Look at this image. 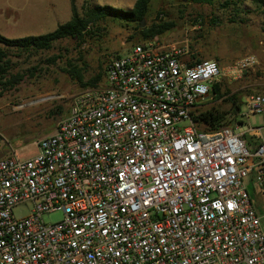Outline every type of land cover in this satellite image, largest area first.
<instances>
[{
    "label": "built area",
    "instance_id": "2783aa9c",
    "mask_svg": "<svg viewBox=\"0 0 264 264\" xmlns=\"http://www.w3.org/2000/svg\"><path fill=\"white\" fill-rule=\"evenodd\" d=\"M198 58L135 45L73 95L35 156L0 159V264H264V123L237 132L264 118V95L233 128L203 131L192 115L258 58L227 70ZM53 212L63 220L45 223Z\"/></svg>",
    "mask_w": 264,
    "mask_h": 264
},
{
    "label": "rangeland",
    "instance_id": "374dc122",
    "mask_svg": "<svg viewBox=\"0 0 264 264\" xmlns=\"http://www.w3.org/2000/svg\"><path fill=\"white\" fill-rule=\"evenodd\" d=\"M136 0H0V33L7 38L42 35L54 31L72 17V5L78 10L87 3L110 5L125 10ZM252 13L243 15L245 23H231L230 11L217 6L197 5L178 0H154L147 20L141 26L107 20L95 29L85 42L67 39L50 51L15 58V72L23 80L12 90L0 91V159L18 156L29 159L38 153L41 139L53 134L59 121L69 114L73 95L85 90L67 73L70 64L82 70L84 80L105 71L116 55L129 52L135 45L156 41L161 45L188 44L199 58L216 59L224 70L237 59L255 55L258 65L244 72L241 78H222L223 92L236 95L243 102L252 95H264V9L251 2ZM215 18L218 22H214ZM160 22L174 23V28L153 40H144L141 30ZM88 89V88H86ZM225 98H228L227 96ZM217 107L230 111L231 103L223 99L199 109ZM264 123L262 115L251 116L238 129L243 133L250 126ZM183 126H188L184 122ZM33 205L14 209L16 218L30 216ZM62 212L43 215L47 224L62 221Z\"/></svg>",
    "mask_w": 264,
    "mask_h": 264
},
{
    "label": "trees",
    "instance_id": "16d2710c",
    "mask_svg": "<svg viewBox=\"0 0 264 264\" xmlns=\"http://www.w3.org/2000/svg\"><path fill=\"white\" fill-rule=\"evenodd\" d=\"M191 4L207 5L219 8L231 13V23H245L243 15L251 14L252 8L248 4L251 2L256 8L264 9V0H178ZM154 0H136L133 8L125 10L110 5H99L87 3L78 10L77 6L72 5L71 19L59 25L54 31L42 35H30L21 38H7L0 33V91L7 92L14 89L22 80L23 76L15 72V58H21L26 55H33L44 51H50L55 44L67 39H74L78 42H85L87 37L95 35V29L99 28L101 23L111 20L125 25L135 24L137 27L143 25L147 20L150 8ZM214 22H218L215 18ZM174 23L160 22L146 29L141 30L140 35L144 40H153L154 38L165 34L174 28ZM195 57V55H194ZM198 61L203 59L198 58ZM72 70L67 73L73 80L77 81L81 89L94 88L101 84L102 76H98L85 81L82 70L70 64ZM222 84L217 83L213 87L212 100L216 103L223 99V102L231 103L230 111H221L217 107L208 109H197L193 112V120L197 123L200 130L217 131L222 128L235 127L240 122L239 115L244 102L236 95L228 96V92H223ZM228 98H225V97Z\"/></svg>",
    "mask_w": 264,
    "mask_h": 264
},
{
    "label": "crops",
    "instance_id": "0c3cea01",
    "mask_svg": "<svg viewBox=\"0 0 264 264\" xmlns=\"http://www.w3.org/2000/svg\"><path fill=\"white\" fill-rule=\"evenodd\" d=\"M250 55V54H249ZM242 58V57H241ZM240 59V58H239ZM206 60H216V59H206ZM238 60V59H237ZM259 60V59H258ZM216 61H218V60H216ZM219 62V61H218Z\"/></svg>",
    "mask_w": 264,
    "mask_h": 264
}]
</instances>
